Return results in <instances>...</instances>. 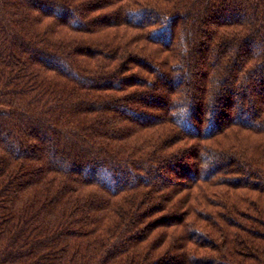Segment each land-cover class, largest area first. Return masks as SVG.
Instances as JSON below:
<instances>
[{
	"label": "trees",
	"instance_id": "obj_1",
	"mask_svg": "<svg viewBox=\"0 0 264 264\" xmlns=\"http://www.w3.org/2000/svg\"><path fill=\"white\" fill-rule=\"evenodd\" d=\"M0 264H264V0H0Z\"/></svg>",
	"mask_w": 264,
	"mask_h": 264
}]
</instances>
